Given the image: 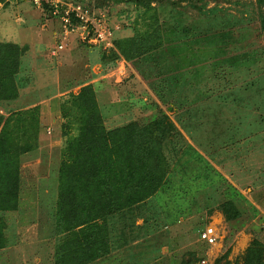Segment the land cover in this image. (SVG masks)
<instances>
[{
    "label": "rangeland",
    "instance_id": "374dc122",
    "mask_svg": "<svg viewBox=\"0 0 264 264\" xmlns=\"http://www.w3.org/2000/svg\"><path fill=\"white\" fill-rule=\"evenodd\" d=\"M77 1L103 14L113 48L30 0H0V192L18 177V210L0 211V243L17 245L0 264H52L95 240L127 260L142 251L140 264H245L264 246V0ZM92 126L114 134V154L120 129L152 137L167 163L157 193L97 230L108 205L69 149ZM209 225L216 246L200 240Z\"/></svg>",
    "mask_w": 264,
    "mask_h": 264
},
{
    "label": "trees",
    "instance_id": "16d2710c",
    "mask_svg": "<svg viewBox=\"0 0 264 264\" xmlns=\"http://www.w3.org/2000/svg\"><path fill=\"white\" fill-rule=\"evenodd\" d=\"M130 1L142 5L149 0ZM86 130H88L86 132L92 130L96 134L91 139L90 137H85L77 140V145L69 146L70 151L74 150L76 152L75 160L73 165H71L73 168L79 166L82 178L95 181L92 186L98 192L96 203L104 207L107 201L110 204L109 199L113 198L115 207V201H119L124 197V201L127 199L129 206H131V204L144 201L159 191L165 176V165L167 166L166 161L163 160L160 143L158 145L154 138H148L147 136L142 142H132V139L125 134L130 131V128H124L116 131L115 136H119V139L118 143L113 147L114 154L112 151L109 152L110 150L107 151V141H109L107 136L114 134H106L102 126H92L91 128H86ZM112 167H118L119 169L120 167H123V169L127 167L129 170L127 169L126 173L115 170L119 175L117 177L116 173L109 170ZM17 179L18 177L16 176L14 186L4 188L0 192V211L2 212L17 208ZM121 180L124 181L123 188L120 186ZM111 182L114 184L109 185ZM100 206H98L99 210ZM227 219L231 218L227 217ZM3 230L2 225H0L1 240ZM4 246V243H0V248ZM263 255L264 246L260 242L255 241L247 252L245 264H264Z\"/></svg>",
    "mask_w": 264,
    "mask_h": 264
},
{
    "label": "built area",
    "instance_id": "2783aa9c",
    "mask_svg": "<svg viewBox=\"0 0 264 264\" xmlns=\"http://www.w3.org/2000/svg\"><path fill=\"white\" fill-rule=\"evenodd\" d=\"M37 8H47L57 16L66 31L78 32L86 44L113 48V32L102 22V13L97 14L90 6L77 0H30ZM63 47H61L62 49ZM221 238L217 226L209 225L200 232V240L208 246H216Z\"/></svg>",
    "mask_w": 264,
    "mask_h": 264
},
{
    "label": "crops",
    "instance_id": "0c3cea01",
    "mask_svg": "<svg viewBox=\"0 0 264 264\" xmlns=\"http://www.w3.org/2000/svg\"><path fill=\"white\" fill-rule=\"evenodd\" d=\"M127 169L129 170V168H127V167L125 169H123V167H120V171H122L124 173L127 172L126 171ZM94 182L95 181H93V180L89 181V185L94 184ZM120 183H121V185L120 184L119 185L121 186V188H123L124 187V181L121 180ZM112 184H114V183H112ZM96 197L97 196H94L91 198L92 199L95 198V200H96L97 199ZM113 202H114L113 198H110V204L107 201L106 205H108V207L106 208V210H104V212L94 210V212L92 213L96 216L95 222L92 223L94 226V229L97 230V224H99L98 220H101L102 218H104V219L110 218V217H113L116 215H123L124 214L123 212L125 211V209L130 208V206H129L130 204L127 202V199H125V201H124V197H122L119 201L118 200L115 201L116 206H117V207L115 206L116 208L114 206H112V208L110 207V205L115 204ZM119 202H121V203H119ZM138 204H140V202H137L135 204H131V207L134 205H138ZM16 209L18 210V208H16ZM16 209H15V212L17 211ZM85 215L89 216L86 213H85ZM0 219H3L1 214H0ZM79 226H83V224H81ZM4 229H5V233L7 235L8 227H6ZM202 230H200L199 232H201ZM137 233H139V232H137ZM15 235H17V234L15 233ZM11 241L15 242V243L10 244L9 242L8 243L5 242L4 248H8L10 246L14 247L17 245V243H16L17 237L16 236L12 237ZM134 243L137 246L138 243H141V241H139V239H137L136 241H134ZM109 246H110V248H109ZM59 250L57 251L56 255H53V261L52 262H54L55 264H140L141 256L139 254H141L140 252H142V251L138 252L139 254H136V255H134V257H130L127 260L126 255H124V253L119 248L116 247V249H113L111 247V245L105 243L104 240L102 243H98V242H96V240L93 242L89 241V242L83 243V244L79 243L76 245L75 249H71V250H67V251L64 250V252H62V253ZM72 251L85 253L86 254L85 259L82 261L81 257L72 258V259L67 257L66 252L69 254ZM147 251H149V250H147ZM62 261H64L65 263H63ZM54 263H52V264H54Z\"/></svg>",
    "mask_w": 264,
    "mask_h": 264
}]
</instances>
